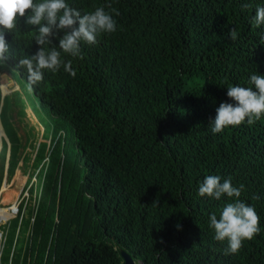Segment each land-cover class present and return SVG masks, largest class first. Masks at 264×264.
Listing matches in <instances>:
<instances>
[{"label": "trees", "instance_id": "16d2710c", "mask_svg": "<svg viewBox=\"0 0 264 264\" xmlns=\"http://www.w3.org/2000/svg\"><path fill=\"white\" fill-rule=\"evenodd\" d=\"M66 3L82 15L103 6L116 31L82 43V58L62 54L75 77L61 66L29 87L40 106L72 129L81 175L66 173V142L52 140L37 174L31 233L25 237L23 215L20 224L18 216L13 220L22 263L58 264L65 257L69 264H123L125 251L135 264H264V115L217 134L210 128L220 104L235 103L229 86L251 87L252 74L264 76V25L252 23L264 0ZM35 35L23 19L5 35L13 58L4 66L28 86L26 69L16 65L38 51ZM52 44L58 47V39ZM9 97L0 121L11 142L12 174L17 154L23 151L17 168L29 156L18 125L23 120L29 133L33 125L21 97ZM43 149L41 143L33 172L45 159ZM209 175L243 185L239 199L259 217V233L237 254L225 256L227 243L216 241L209 227L210 216L219 218L235 199L201 197L199 185Z\"/></svg>", "mask_w": 264, "mask_h": 264}, {"label": "clouds", "instance_id": "9594fccd", "mask_svg": "<svg viewBox=\"0 0 264 264\" xmlns=\"http://www.w3.org/2000/svg\"><path fill=\"white\" fill-rule=\"evenodd\" d=\"M20 19L25 25L34 28V40L39 46L34 55L19 58L16 65L17 69H26L29 87L41 82L45 71L56 72L61 66L75 77L71 60L65 62L61 58L62 54L82 58V43L93 45L98 35L116 31V21L103 6L82 15L79 10L70 7L66 0H0V66L13 58L5 35L17 28ZM252 23L256 27L264 25V7H257ZM228 36L235 41L238 32L232 29ZM53 37L58 39V47L52 44ZM249 84L251 87L227 88L228 98L235 103L220 104L215 120L210 125L213 134L237 127L245 121L252 125L264 115V76L252 74ZM243 187H234L231 178L221 182V177L217 175L207 176L199 185L201 197L207 196L217 201L224 196L235 198L223 206L219 218L215 213L210 216L209 227L214 230V239L227 243L223 252L225 256L237 254L243 242L252 240L260 230L255 209L239 199Z\"/></svg>", "mask_w": 264, "mask_h": 264}, {"label": "rangeland", "instance_id": "374dc122", "mask_svg": "<svg viewBox=\"0 0 264 264\" xmlns=\"http://www.w3.org/2000/svg\"><path fill=\"white\" fill-rule=\"evenodd\" d=\"M1 68H3V70L11 76L15 84L18 86V88H16L15 85L13 87H9L11 88V92L9 94H6V96H10L8 98V101H11L14 94H18L21 97V100L24 104L26 117L28 118V120H30V124L33 125L31 126L33 131L32 133H29L30 132L29 129H27L25 132L22 131L25 124L23 120H21V124L18 125L20 128L21 135L25 134V137L23 139V142L25 144L24 152H27V154H29L26 160V164L23 161H21L18 166V168L21 169L22 175L24 177L23 184H17V182L13 181L12 179L14 178L13 176L16 173L17 165L21 160V158L23 157L22 154L23 151L17 154L18 156L16 157L17 159L16 168L14 172L10 174L11 142L7 137L4 129L3 131L7 140L0 139V168H1L0 183L3 181V184L4 182L9 184L10 188L13 190L11 191L12 195L14 196L16 201H19L18 202V208L20 209L19 215L17 214L16 210H12V211H14L17 214L16 217L18 216L19 224L22 215L24 216L23 224L26 223L27 226L26 227L27 230L25 233V237H26V235L31 233L33 218L36 212L37 201L39 198L37 174L41 169L43 163L47 161L48 155L51 152V148H52L51 144L53 145L55 143L53 141H57V139H59L61 140V143L63 142V140H65L66 142V148L64 151V154L66 156V164H65L66 173H68V175L71 177L75 171L78 170L79 175H81V172L79 171L78 166L76 165V148L74 146L73 131L70 128V126L66 122L52 117L47 108L40 106L38 101L34 97L32 91L30 90L29 86L24 81L19 80L14 72L9 70L5 66ZM4 83H7V85L9 84V82L0 81L1 89ZM2 103H3V99L1 96L0 110L2 108ZM58 125L61 126L63 131L60 130L56 137V130L59 127ZM29 142L33 144L34 151L33 150L31 151V147H30L31 145L29 146ZM41 143L43 144V148H44L43 155L45 159L42 161L39 168L35 172H33L34 170L33 163ZM2 153L4 154L3 161L1 159ZM58 153H59V149H57L54 152L53 159H56ZM66 197H68V195H66ZM82 202H84V199H82ZM74 204H77L79 207L82 206V203L80 202L79 203L75 202ZM0 206L3 207L7 205H2L0 200ZM83 217L84 218L86 217V213L83 214ZM14 219L15 218H12L7 222H4L2 224L0 223V233H1L0 264H23L22 255H24V247L22 248L23 250H20V245L19 244L16 245L11 238V231H12V225ZM57 263L69 264L68 260L65 257L59 259Z\"/></svg>", "mask_w": 264, "mask_h": 264}, {"label": "bare ground", "instance_id": "6f19581e", "mask_svg": "<svg viewBox=\"0 0 264 264\" xmlns=\"http://www.w3.org/2000/svg\"><path fill=\"white\" fill-rule=\"evenodd\" d=\"M15 87L18 88V86L15 84ZM2 97L3 99L6 97V94H9L11 92V88L8 87L7 83H4L1 89ZM0 139L7 140L3 131V128L0 123ZM22 165V164H21ZM13 181L17 182V184H23L24 177L22 175L21 169L17 168L15 176L13 178ZM11 191H13L10 188V185L5 183L2 185L0 190V200L2 205L7 206H0V223L7 222L8 220L15 218L16 214H14L12 210H18V202L12 195ZM1 238V233H0Z\"/></svg>", "mask_w": 264, "mask_h": 264}, {"label": "water", "instance_id": "95a60500", "mask_svg": "<svg viewBox=\"0 0 264 264\" xmlns=\"http://www.w3.org/2000/svg\"><path fill=\"white\" fill-rule=\"evenodd\" d=\"M0 81L9 82L8 87H13L15 85V82L13 81L11 76L9 74H7L6 72L0 74ZM2 99H3V97H2ZM2 106H3V103H2ZM120 254H121V257L123 259V264H135L134 261L132 260V258L130 257V255L127 254L125 251H121Z\"/></svg>", "mask_w": 264, "mask_h": 264}]
</instances>
